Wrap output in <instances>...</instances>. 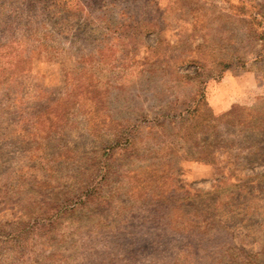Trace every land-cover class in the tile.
<instances>
[{"label":"rangeland","instance_id":"rangeland-1","mask_svg":"<svg viewBox=\"0 0 264 264\" xmlns=\"http://www.w3.org/2000/svg\"><path fill=\"white\" fill-rule=\"evenodd\" d=\"M0 264H264V0H0Z\"/></svg>","mask_w":264,"mask_h":264},{"label":"trees","instance_id":"trees-1","mask_svg":"<svg viewBox=\"0 0 264 264\" xmlns=\"http://www.w3.org/2000/svg\"><path fill=\"white\" fill-rule=\"evenodd\" d=\"M221 81H223V78L221 79ZM221 81H219V82L216 83V84H219ZM211 85H212V84H211ZM214 94H215L214 91L211 92V94L209 93V95H211V96H210V99H211V97H214ZM210 99H209V100H210ZM213 100H214V99H213ZM209 102H210V104H211L214 108L217 109V113H216V114H220L219 116L224 115V114H226L227 112H229V111L226 112V110H227V108L230 107V105H228V106H224V107H221V108L219 109L218 106L216 105V103H214V102H212V101H209ZM262 115H263V114H262Z\"/></svg>","mask_w":264,"mask_h":264},{"label":"crops","instance_id":"crops-1","mask_svg":"<svg viewBox=\"0 0 264 264\" xmlns=\"http://www.w3.org/2000/svg\"><path fill=\"white\" fill-rule=\"evenodd\" d=\"M233 102H230L225 96L218 95L216 96V105L220 109L221 107L228 106Z\"/></svg>","mask_w":264,"mask_h":264}]
</instances>
